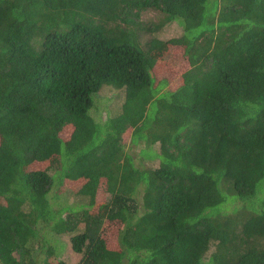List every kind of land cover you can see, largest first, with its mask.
Segmentation results:
<instances>
[{"label":"trees","instance_id":"16d2710c","mask_svg":"<svg viewBox=\"0 0 264 264\" xmlns=\"http://www.w3.org/2000/svg\"><path fill=\"white\" fill-rule=\"evenodd\" d=\"M66 238L78 264H264V0H0V264H67Z\"/></svg>","mask_w":264,"mask_h":264},{"label":"rangeland","instance_id":"374dc122","mask_svg":"<svg viewBox=\"0 0 264 264\" xmlns=\"http://www.w3.org/2000/svg\"><path fill=\"white\" fill-rule=\"evenodd\" d=\"M159 15L160 14L155 13L153 11H149L143 14V20L147 22L154 21L159 18ZM180 33H181L180 25H178L177 22L173 21L163 26L160 30H157L155 33H153V35H155L159 39H167L170 37L178 36ZM184 63H185V59L182 55V49L177 47V49H174V51L172 52V58L169 61V66L172 65L173 67H175L177 70L180 71L184 67ZM165 76H168V78L170 77L169 73H166ZM170 82H173V79H169V83ZM169 83H167L166 86H168ZM120 99H121V91L109 86L102 87V89L95 96V107L92 109L91 114L95 117L96 120L104 121L108 117L107 115L110 114L111 111H113L115 101L119 102ZM126 145L127 146L125 147V149L127 151H130V153L137 155V158H139L135 160L136 163L140 162L142 165H144L146 161H149L144 157H140L139 149L136 146H133L130 143H127ZM143 152L149 155L150 149H146V150L143 149ZM55 192L57 195H60L58 194L59 192H61L60 188H57ZM64 198L70 204L75 203L73 199V194L66 193L64 195ZM60 200L61 198L58 196L57 202H59ZM60 202L62 203V201ZM224 204L225 203H223L220 207L224 206ZM241 207L242 205L239 201H231L228 203V206H226L225 209L227 210V213H232L235 209ZM115 231L116 228L114 226H108L105 236L109 239L110 242H113L112 238L115 235ZM62 240L65 243V247L62 251H60V249L57 250L58 253L56 254L58 257L55 258L61 259L67 264H78L79 255L74 253L70 249V246L67 242V238Z\"/></svg>","mask_w":264,"mask_h":264}]
</instances>
